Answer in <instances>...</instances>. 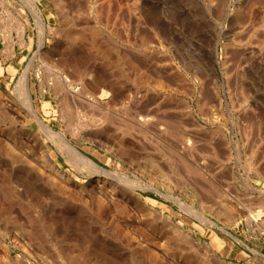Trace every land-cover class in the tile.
<instances>
[{"label": "rangeland", "instance_id": "1", "mask_svg": "<svg viewBox=\"0 0 264 264\" xmlns=\"http://www.w3.org/2000/svg\"><path fill=\"white\" fill-rule=\"evenodd\" d=\"M32 1H0V26H4L0 28V85L5 96L21 101L15 86L29 65L38 114L68 135L67 116L57 108L56 97L46 99L35 73L40 68L44 78H49L53 70L47 64L52 66L53 61L73 55L91 70L105 72L121 91L134 92V97L142 99L136 98L138 102L131 103L129 111L126 105L111 102V95L105 97L104 105L108 102L109 107L105 110L112 109V120L120 117L119 122L103 121L99 130L89 125L76 134L73 143L78 149L103 168L117 172L119 178H106L104 186L96 182L103 173L71 160L51 141L47 143L50 156L65 177L50 171L39 157H21L15 139H24L37 124L23 108L22 117L11 112L5 115L0 107V128L12 144L0 143V236L8 237L9 244V236L26 226L28 218L35 221L43 216L69 233L83 224L107 250L122 253L126 264H264V0ZM31 4L44 15V46L51 52L48 58L43 53L35 55L40 35ZM59 4L65 9L58 8ZM62 11L66 17L61 16ZM17 19L27 23L23 44L18 43L15 32ZM69 25L76 31L72 30L71 39L67 36ZM4 28L10 29L12 42L3 36ZM93 30L98 32V42L109 47L108 57L92 45ZM55 67L67 73L71 70ZM157 78L166 83L155 82ZM134 106L140 114L150 113L153 120L149 127L138 128L143 129L140 132L122 125L124 120L132 123L129 114ZM161 117L171 123L170 128H162L164 131L159 129L165 127ZM248 119L256 121L250 129L247 124L253 122ZM106 124L110 129L106 130ZM177 128L179 131L173 132ZM179 137L193 139L194 147L186 152L180 148ZM121 139L135 148L132 162L116 152ZM105 144L114 145L115 152ZM251 148L256 152L254 164L249 166ZM151 159L157 165L151 164ZM24 167L31 169L29 179L25 186L17 185L12 178ZM131 181L137 184L140 198L147 201L146 207L131 200L125 202L127 210L120 207ZM97 191L108 196L118 192L112 196L120 201H111L100 211L92 197ZM224 205L230 209L219 210ZM225 213L234 216L229 219ZM143 238H150V244ZM49 245L45 249L50 261L43 259L45 253L34 243L27 247L28 258L36 264H63L65 259ZM11 247V256L21 253ZM54 252L57 255H52ZM12 258V264H23L19 257Z\"/></svg>", "mask_w": 264, "mask_h": 264}, {"label": "bare ground", "instance_id": "2", "mask_svg": "<svg viewBox=\"0 0 264 264\" xmlns=\"http://www.w3.org/2000/svg\"><path fill=\"white\" fill-rule=\"evenodd\" d=\"M30 1H32V0H30ZM53 1L54 0H52L51 2H53ZM57 2H61V1L57 0ZM53 3H55V2H53ZM56 4H54V5L56 6ZM57 7L59 8V7H62V6H61V4H59V6H57ZM3 8H4V6H3ZM8 8H10V7H8ZM63 8H64V6L62 8H60V9L63 10ZM2 10H4V12H5V9H2ZM30 10H31L30 12H32V16L34 17L35 25L38 27V31H39L38 33L40 35V40H39V43H38L39 47L37 48L38 50L36 51L35 55H37L38 53H43V55L47 56V58H48V57H50V53L51 52L49 53L48 48L46 49L45 46H44V38H45V31H46V29H45L46 28L45 27L46 23L44 21V15H43L42 12H40L38 10V8L35 6V4L32 5ZM9 11H8V13H9ZM4 15H5V13H4ZM10 15H11V13H10ZM62 15L64 17H66L65 14L63 13V11H62L61 16ZM16 16L14 15V17H16ZM7 18H10V17L7 16ZM13 19L16 20L15 18H13ZM64 19H66V18H64ZM3 20H4V18H3ZM4 21L8 22V20H4ZM4 23H3V25H4ZM10 23H7L6 25H8V24L10 25ZM68 24L69 23H67V25ZM0 25H2V23ZM26 25H27L26 22H23V21H20V20L17 19V25L16 26L18 28V31H15V32H18V37H19L18 39L20 40V41H18V43L21 42L23 44L25 42ZM1 27H4V26H0V28ZM9 28H7V29H9ZM7 29L4 28V30H3L4 32L2 34L7 39H9V40L11 39L10 42H12L13 36H12V33L9 31L11 28L9 30H7ZM72 30L73 29H71V27L69 25L68 35H67L68 37L70 35H72V34L74 36V32L73 31H75V30H73V31ZM66 31H64V32H66ZM94 31L95 30L90 32V35L92 34L91 37H92V40H93L92 45H94V47L97 50H100L102 55H104L105 57H108V54L110 53L109 52V50H110L109 47L108 46H102L98 42V40H97L98 32L96 34ZM75 33H76V31H75ZM78 34H80V33H78ZM15 35H17V34H15ZM73 36L69 37V38L71 39V38H73ZM75 36H77V35H75ZM16 39H17V36H16ZM259 42H260V40H259ZM261 42H262V44L264 43V41H261ZM4 44H5V42H4ZM6 44H9V43H6ZM46 50H48V51H46ZM9 51L11 53L14 52L13 45H10ZM2 52H4V51H2ZM6 55H5V57H6ZM72 56H70V55L68 56L67 55V56L61 57V58L57 59V61H55V62L53 61V59L51 60V61H53L52 63L55 66H58L59 68H60V66H61V68L67 67V69L69 67H71V70H69L68 73L65 72V71H62L63 69L62 70L55 69L56 67L54 65H52V66L49 65L50 63L48 61H50V60L47 61L49 63V64H47V67L50 68L49 69L50 71L53 70L50 73L51 77L45 79L40 68L37 69L36 73L34 72L36 77H37V79H38V84H39V87H40L39 89L41 90L42 93H45L46 99H49L52 96L54 98L56 97L57 99H56L55 103L57 105V108H59L60 111H62V114H64L65 117L67 116L66 117V123L69 126V131H68L69 134L68 135L65 134L66 131L64 133L63 131L56 129L48 121H45L44 119H42L40 117V115L38 114V109L35 106V102H34V98H33V95H34L33 92L35 91V87H34L33 84H31V80H30V66L29 65L27 66L26 69H24L21 72L23 74L21 75V77L19 76L20 78L18 79V82L16 83V86L14 84V86L18 90L17 92L20 95V96L18 95L19 98L20 97L22 98L21 101L13 102V100H11V98H9L8 96H5L6 93L5 94L2 93L3 91H1V90H3V87L0 85V107L2 108V110H3L5 115H11L10 114V112H11L12 114L20 115L22 117H23L22 110L24 109L28 113L30 120L34 121L37 124V129L35 131L31 130L30 134H27L24 139L21 138L22 136L21 137L19 136L18 138L16 137L17 140L15 139L16 144L19 146L20 151L22 152L21 157L23 155H28V156L31 155V156H34V157H39V158L42 159L41 161H44L45 164L48 165V167H49L48 169L50 171L51 170L55 171L56 173H59V175H62V176L65 177L64 172L57 168V166L55 165L54 160L50 156L49 150L47 148V143H48V141H51V142H53L54 145H56V147L58 149H60V151L63 154L65 153L64 155H67L71 160L73 159L74 161H77L78 163H80L84 167L91 168V170H93V171H96L98 173H103L102 174L103 177H101V175L97 176L96 182H97L98 186H104L103 183H105L104 180L106 178H109V177H112V178L113 177H116V178L118 177L119 178V176L116 174L117 172L114 173V172L109 171L108 169H105L102 166H100L95 160H93L91 157H89L83 151L78 149L75 146V144L73 143V141H77V139H76L77 138V136H76L77 132L81 131L82 128L86 129V127H88L89 125H91L94 130H96V129L99 130L102 127V125H104V123L102 124L103 121L112 122L111 124H113L115 122H119L118 119L120 117L115 119V120H117V121L114 120L115 122L112 120L113 119V116H112L113 114L110 113V111L112 109H110L109 112H108V110L107 111L105 110L106 108L109 109V107L107 106L108 105L107 101H106L107 103H105L106 105H104V98L105 97L111 95L112 96V100L110 99L111 102L124 104L123 107H125V105H126L125 109L128 107L129 109L127 108V110H129V111H130V108L132 107L131 103L135 102L136 98L137 99H139V98L137 96L134 97V95H135L134 92L129 91V92L125 93V92L121 91L120 90L121 88L117 87L118 83H116L105 72L104 73L106 75L103 72H100L101 70L100 71L91 70L88 66L83 64V62L80 60V58L78 59L77 57H72ZM6 59H7V57H6ZM157 81H158V83H160L162 81V79H158V78L155 79V82H157ZM163 81H164V79H163ZM163 81L161 82L162 84L166 83V82H163ZM14 92H16V91L14 90ZM8 94H10V91L8 92ZM140 99H142V98L140 97ZM136 102H138V100ZM121 104H120V106H121ZM137 105H138V103H137ZM92 108H93V110H92ZM135 108H133V110ZM114 109H116V108L114 107ZM136 109H137V112L136 111L133 112V110L131 109L132 113L130 112L131 113V114H129L130 117H129V115L127 116V114L129 113L128 111H127L128 113L126 112L127 114H125L126 117H129L130 119H132V121L130 120L132 123H127L128 122L127 120H129V119H127L126 120L127 121L126 124H125V120H124V122H122V125H124L126 128H129V129L137 128L136 130L137 131L139 130V132H140V130H143V129H138V128H140V127L145 128L146 126L149 127L148 126L149 123H152L153 120L151 119V117L149 115L150 113H148V114H140V112L138 111V108H136ZM57 110L58 109H56V111ZM114 111H116V110H114ZM122 112H125V110H123ZM117 113H119V112H116V115H117ZM145 113H147V112H145ZM119 115H122V114L119 113ZM123 115H124V113H123ZM248 115H250V114H248ZM14 117H16V116H14ZM121 118H123V117H121ZM252 118H253V116H252ZM124 119H126V118H124ZM121 120H123V119H121ZM151 120H152V122H151ZM160 120L162 121L163 118L160 119ZM253 120H249L248 119V122L249 121L253 122ZM165 121H164V123H165ZM169 122L170 121H168L167 123H169ZM248 122H246V123H248ZM257 122H258V120H257ZM164 123L162 125L165 126V127H160L159 129L166 130L167 128H170L169 125L171 123L169 125L167 123H165L166 125H164ZM252 124H254V122L250 123V124H247V127H249V129H250V127H252ZM255 124L257 125V123H255ZM167 125H168V127H167ZM259 125H257V126H259ZM160 126H161V124H160ZM174 127L176 128V125ZM177 127L179 128V126H177ZM254 127H256V126L253 125V128ZM105 128H106V130L110 129V126L108 124H106ZM171 128H173V127H171ZM178 128L176 130H174V131L172 130V131L173 132L179 131L180 128L179 129ZM244 129H245V126H244ZM255 129L256 128H254V131H256L258 128L256 130ZM90 130H92V129H90ZM144 130H146V129H144ZM246 130L247 129H245V131ZM168 132H170V135H171V131H168ZM250 132L253 133V131H250ZM98 133H100V132H98ZM246 133H247V131H246ZM108 134H109V130H108ZM174 134H175L174 135V137H175L177 135V133H174ZM182 134L184 135L185 133H181L180 135H182ZM167 135L169 136V134H167ZM171 136H173V135H171ZM181 137H179V138H181ZM184 137H185V135H184ZM98 138H100V137H98ZM188 138H190V137H188ZM8 139H9L8 135L5 134L4 132H2V129L0 128V143L4 144L6 146L12 145V144H10L8 142L9 141ZM176 140L177 141L180 140L182 142V143H179V144H181V146L180 145L179 146L183 150H187L186 152L190 151V149L194 147L193 146L194 145V142H193L194 140L193 139L190 141V139H183L182 140V138H181V139L178 140V138H177ZM97 141H98V139H97ZM99 141H100V139H99ZM104 141L105 140H103V143H104ZM16 144H15V146H16ZM107 145L109 146L111 144L107 143ZM105 146H106V144H105ZM108 146H106V147H108ZM112 147H114V145H112ZM112 147H108L109 150L113 151ZM115 147H116V144H115ZM12 148H10L8 150H13ZM252 149L253 148L250 149L249 158H247V163L249 164V166L254 164L253 163V158H254L253 154L256 152V150H254V149L252 150ZM134 150H135L134 146L132 144H130L129 141L122 140V139L119 141L118 146L116 148V152H119V153H117L118 155H120L119 157H121V158L123 157L124 160H125V157L127 156L128 157L127 161L129 159V162L131 160H134L135 157H136L135 154L132 153V152H134ZM121 151H123V152L121 153ZM113 152H115V151H113ZM180 152H182V151H180ZM28 156H26L25 158L27 159ZM28 163H30V162L28 161ZM28 163H26V165ZM71 163H74V162H71ZM150 163L153 164V165H157L156 161H154V160H152ZM28 165H31V164H28ZM32 165H36V163H34V164L32 163ZM40 165H41V163H40ZM44 166H46V165H44ZM30 167H32V166H30ZM38 168L39 167H37V169ZM170 168H172V166L171 167L169 166V170H170ZM28 169L26 167H24L23 169L17 171V173L14 174L12 179H14L13 181L17 185H23V186L26 185V183H27V181L29 179L28 178V176H29L28 173L31 172V169L30 168H28ZM256 170L258 171V174L261 172V171H259V168H257V167H256ZM42 171L43 170H41V172ZM179 171H181V170L179 169ZM46 172H44V174H46ZM170 172L171 171H169L168 173H170ZM172 172H173V170H172ZM190 172L194 173V171H190ZM195 172L197 173V171H195ZM48 173L50 175L52 172L51 173L48 172ZM48 173H47V175H48ZM176 173H178V170H177ZM179 176H180V174H179ZM181 176H183V175H181ZM68 178H64V179H68ZM122 179H123V177H122ZM128 185L131 186V187L129 189H127L126 191H124V194H123L124 199H122L123 200L122 201L123 204L122 205L120 204V207H122L124 210H127L126 207H127L128 204L126 203L127 204L126 205L125 202H127L129 200H131L137 206L146 207L147 201L141 199L139 194L136 192V187L135 186L137 184L135 182L131 181V182H128ZM201 188H203V187H201ZM202 190L204 191V189H202ZM98 192L99 191H97L95 193V196H92V197L95 199L96 205H98L97 206L98 210H100V211H102L105 207H107L109 205V202L110 203H111V201L114 202V200H115V202L116 201H120V200H118L119 199L118 197L112 196V195H115V194L116 195L119 194L118 192L117 193L116 192H112V193L110 192L109 196L107 194H105L104 192L100 191V194H98ZM129 203H131V202H129ZM227 208L230 209V207H227ZM227 208H226V205H224L223 209L221 208L219 210L228 211ZM222 213L223 212L221 211V214ZM231 213L233 214V211ZM232 214L228 215V213H225V215L229 216L228 217L229 219L233 218L234 215L232 216ZM64 216L68 217V215H64ZM51 221L46 220V218L43 217V216H41L40 219H36L35 221H33L32 219L28 218L26 226L25 225H21L19 227V231L18 232H15L11 236H9V244L7 243L8 242V237L1 235L0 236V251H1V253H0V264H12V263H14L13 262L14 260H13L12 257H14L15 259H19V258L22 259L23 264H36L35 261H33L31 258H28V256H27L28 253H29V249L27 247L28 246L30 247L31 244H33V243L40 247L41 252L45 253L44 256L41 255V254H39V256L40 255H41V257L43 256V259H46L47 261L49 259V257H47V256H50V255L46 254L47 250L45 249V247L47 248V245L50 244L49 246H52L53 248H55L57 250V253L61 256V258L65 259V262H63V264L64 263L65 264H126L125 256L122 253H113V252L109 251L110 249L107 250V247H104L103 244L100 242V240L95 238V236H93L86 229V226H84L83 224H81L79 226L75 225L76 228L73 231H71V233H69V232H65V231H60L58 228H56L55 223L51 222ZM27 226H29V227H27ZM38 228H40L42 232L39 233V229ZM147 239L148 238H143L144 241L147 240ZM148 240L150 241V238ZM148 240H147V242L150 244V242ZM151 241H152V239H151ZM47 243H49V244H47ZM144 243H146V242H144ZM152 243H154V239H153ZM107 244L108 243H106V245ZM142 245H143V243H142ZM11 246L19 248L21 250V253L20 254L16 253V255L13 254V256H11L12 255V253L10 252V250L12 249ZM53 248H52V250H53ZM50 249H51V247H50ZM50 249H48V252H49ZM151 253H152V250H151ZM54 254H56V252H54L52 255H54ZM144 256H146V253L144 254ZM214 256H216V255L214 254ZM53 259L54 258H52V260ZM50 260L51 259H49V261ZM47 261H46V263H49ZM58 261H59L58 263H60V260H58ZM56 263H57V261H56ZM42 264H43V261H42Z\"/></svg>", "mask_w": 264, "mask_h": 264}]
</instances>
